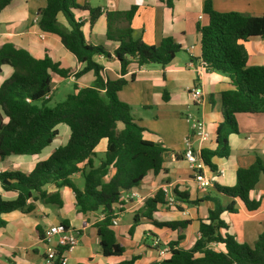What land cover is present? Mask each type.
Returning <instances> with one entry per match:
<instances>
[{"label":"crops","instance_id":"1","mask_svg":"<svg viewBox=\"0 0 264 264\" xmlns=\"http://www.w3.org/2000/svg\"><path fill=\"white\" fill-rule=\"evenodd\" d=\"M206 1H210L213 10L219 13L264 15V0H76L80 6H86V9L73 11V15L81 24V33L89 45L103 46L113 52L119 43L106 38V13L126 12L134 7L135 13L129 24L133 39L156 46L162 38L171 37L181 46L173 60L164 67L148 65L137 68L130 63L123 76L127 82L117 92L118 99L129 106L131 116L143 128V138L161 144L166 152L160 170L148 172L138 186L121 196V204L113 206L110 229L124 249L121 255L105 256L102 253L97 231V223L105 215L101 209L82 214L69 188L48 185L44 190L48 194H58L61 206L36 200L32 202L30 213L16 210L3 216L6 225L0 228V264H44L45 246L36 230L38 228L43 234L47 228L58 224H66L78 237L76 246L66 255V264H119L131 259L134 264H151L166 260L170 253L165 250L170 243L177 242L176 248L188 250L199 238L200 222L207 219L214 207L203 197H217L223 205L229 203L231 198L219 193L216 187L233 186L237 170L249 168L256 159L264 164V113L235 114L238 132L228 137L227 157L210 158V166L201 160L198 169L190 167L183 158L187 138L199 155L203 150L216 148L217 128L223 120L221 94L234 89L226 76L206 70L199 60L197 26L208 22L203 12ZM45 5V0H12L3 8L0 11V46L11 44L37 60L48 57L59 69L68 72L67 78L52 76L51 100L58 90L65 89L68 95L74 92V88L90 87L95 74L90 70L75 77L85 65L65 49L59 36L39 28L37 12ZM91 11L96 13L92 19ZM56 20L60 27L67 28L61 13L57 14ZM125 26L126 22L116 23V28ZM244 46L248 67L264 65V38H250ZM93 60L102 67L105 81L121 78L117 59L105 60L102 56H95ZM12 73L9 66L1 68L0 86ZM193 89L201 92L199 100L192 97ZM188 116L203 122L209 134L208 142L201 144L192 136ZM56 130L52 143L38 155L9 156L0 162V172L30 173L37 163L45 161L56 148L67 143L69 128L59 124ZM106 145L107 141L103 139L95 148V165L103 158ZM196 173L209 180L210 185L199 189ZM72 180L78 189L83 188L80 175H74ZM157 192H161L164 203L157 204L150 217L142 216L141 213H146L145 200L153 198ZM131 193L135 196L132 197ZM16 196L0 186L2 200L12 201ZM170 198L174 199L172 206L168 202ZM249 199L258 202V208L248 211L239 200H235L236 212H224L220 216L226 227L219 233L252 246L264 232V175L250 191ZM197 200L200 201L195 203ZM135 215L139 221L130 231ZM114 220L115 225L112 224ZM169 222L188 224L175 230L160 225ZM154 241L158 245L154 246ZM208 247L225 252L221 244L210 243Z\"/></svg>","mask_w":264,"mask_h":264},{"label":"trees","instance_id":"2","mask_svg":"<svg viewBox=\"0 0 264 264\" xmlns=\"http://www.w3.org/2000/svg\"><path fill=\"white\" fill-rule=\"evenodd\" d=\"M11 1L0 0V11ZM45 1V7L37 12L39 28L59 36L65 49L85 65L75 77L92 70L95 80L90 87L74 88L72 94L50 107L47 103L50 101L52 76L67 78L68 72L59 69L48 57L37 60L11 44L0 46V72L5 65L13 70L11 77L0 86V162L12 155H38L52 143L59 124L70 130L67 143L56 148L48 159L37 163L30 173L0 172L1 188L17 194L12 201L0 197V228L6 225L5 214L16 210L30 213L33 201L61 206L58 194H48L44 187H67L74 193L80 213L99 209L104 212V219L97 223L100 247L103 255L118 256L124 249L110 229L113 206L121 204V196L138 186L148 172L160 170L166 150L161 144L143 138V128L131 116L129 106L118 99L117 92L127 82L123 76L130 63L137 68L148 65L164 67L173 60L181 46L171 37L162 38L156 46L133 39L129 26L135 13L132 7L126 12L106 13V38L119 43L113 52H109L103 46L85 42L81 24L75 20L73 11L86 9V6H80L76 0ZM203 12L208 22L197 26L199 60L206 64V70L226 76L234 87L221 94L223 120L217 128L216 148L200 153L202 162L210 166V158L229 155L228 137L238 132L235 114L264 113V65L248 67L244 46L250 38H264V15L219 13L213 10L210 1L204 3ZM58 13L66 20L67 28L57 23ZM95 14L91 11V19ZM119 21L126 22V26L116 28ZM95 56H102L105 60L117 59L121 78L105 81L102 67L93 60ZM103 139L107 141L106 150L100 163L95 165V148ZM74 175L83 178L82 189L75 186ZM263 175L264 164L260 159L247 169H238L233 186L216 187L219 193L231 198L229 203L223 205L217 197H203L214 207L207 219L200 222L199 238L193 246L183 250L175 247L177 242H172L168 245L170 257L151 264H264V232L252 246L219 233L226 227L220 216L224 212H236L235 200H239L248 211L258 208L259 203L250 200L249 193ZM161 196V192H157L153 198L145 200L146 213L141 215L150 217L156 205L164 203ZM138 221V215H135L130 231ZM187 224L169 222L160 225L175 230L183 229ZM36 231L42 239L43 234L38 228ZM210 243L223 245L225 252L210 249ZM60 251L62 249H58V254ZM51 264H60L59 256ZM119 264H134V259Z\"/></svg>","mask_w":264,"mask_h":264},{"label":"built area","instance_id":"3","mask_svg":"<svg viewBox=\"0 0 264 264\" xmlns=\"http://www.w3.org/2000/svg\"><path fill=\"white\" fill-rule=\"evenodd\" d=\"M201 65L204 68L206 66V64L203 62H201ZM192 97L196 100H199L201 97V92L199 90L193 89ZM187 120L190 124L192 136L201 144L208 142L209 134L207 133L203 122L191 116H188ZM183 158L193 169L199 168L201 158L199 153L191 147L190 138H187L185 141ZM195 181L199 189L206 188L210 185V181L200 173L195 174ZM131 196L133 197L135 194L131 193ZM168 202L169 205L172 206L174 199L170 198ZM112 224L115 225L116 221H112ZM41 241L45 246L44 264H51L58 256L60 264H66V255L76 246L78 237L75 232L69 230L63 224H58L47 228L43 232ZM153 245H158V242L154 241ZM58 249H62L60 254H58ZM165 252H168V249H166Z\"/></svg>","mask_w":264,"mask_h":264},{"label":"rangeland","instance_id":"4","mask_svg":"<svg viewBox=\"0 0 264 264\" xmlns=\"http://www.w3.org/2000/svg\"><path fill=\"white\" fill-rule=\"evenodd\" d=\"M70 90V89H69ZM68 90V91H69ZM59 91V93L58 94H55L52 98H51V100L50 101H48V103H47V105L48 106H50V107H52V106H54L56 103H58L59 101H63L65 98H66V96H67V90H58ZM69 95V94H68Z\"/></svg>","mask_w":264,"mask_h":264}]
</instances>
